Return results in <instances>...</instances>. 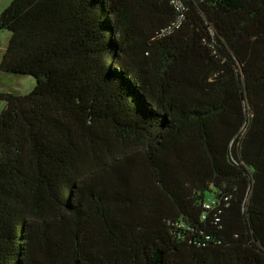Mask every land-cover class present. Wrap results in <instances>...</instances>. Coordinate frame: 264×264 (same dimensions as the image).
<instances>
[{
    "label": "trees",
    "instance_id": "1",
    "mask_svg": "<svg viewBox=\"0 0 264 264\" xmlns=\"http://www.w3.org/2000/svg\"><path fill=\"white\" fill-rule=\"evenodd\" d=\"M186 4L0 13V264H264V0Z\"/></svg>",
    "mask_w": 264,
    "mask_h": 264
},
{
    "label": "rangeland",
    "instance_id": "2",
    "mask_svg": "<svg viewBox=\"0 0 264 264\" xmlns=\"http://www.w3.org/2000/svg\"><path fill=\"white\" fill-rule=\"evenodd\" d=\"M12 0H0V13L11 3ZM10 32L0 28V58L7 46ZM35 85V78L31 75H14L0 71V91H14L21 94L28 93ZM4 103H0V110ZM209 192L206 193L209 196Z\"/></svg>",
    "mask_w": 264,
    "mask_h": 264
},
{
    "label": "built area",
    "instance_id": "3",
    "mask_svg": "<svg viewBox=\"0 0 264 264\" xmlns=\"http://www.w3.org/2000/svg\"><path fill=\"white\" fill-rule=\"evenodd\" d=\"M169 4L175 13V18L167 26L161 29V34L169 33L175 28H178L185 18L187 4L186 0H169ZM206 209L215 207L214 197H208L204 203Z\"/></svg>",
    "mask_w": 264,
    "mask_h": 264
}]
</instances>
